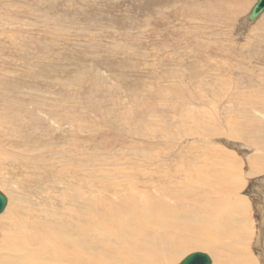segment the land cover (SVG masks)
Instances as JSON below:
<instances>
[{"label": "rangeland", "instance_id": "rangeland-1", "mask_svg": "<svg viewBox=\"0 0 264 264\" xmlns=\"http://www.w3.org/2000/svg\"><path fill=\"white\" fill-rule=\"evenodd\" d=\"M219 2L0 0V162L10 152L35 160L0 166V192L8 198L0 221L19 204L35 212L42 207L39 198L60 195L58 172L73 176L78 163L89 164L90 154L95 165L88 167L110 176V169H140L151 159L165 158L170 165L182 157L201 161L206 149L215 148L244 166L238 197L248 206L250 252L256 264H264V171L252 172V157L264 160V148L234 138L244 129L253 131L248 139L264 140L257 135L264 130V24L257 26L264 14L246 23L257 3L252 0L233 24L224 17L210 33L202 17L221 8ZM193 22L201 32H191ZM227 116L240 124L229 127ZM207 126L219 135L216 142L204 141ZM16 165L28 173H18ZM195 252L215 264L214 256L201 250L175 264Z\"/></svg>", "mask_w": 264, "mask_h": 264}, {"label": "bare ground", "instance_id": "bare-ground-1", "mask_svg": "<svg viewBox=\"0 0 264 264\" xmlns=\"http://www.w3.org/2000/svg\"><path fill=\"white\" fill-rule=\"evenodd\" d=\"M216 1H220L215 4L221 8L209 15L210 17H202V22L206 19L204 25L210 33L215 32L214 29L222 23L224 17H228L229 24H233L239 14L250 8L252 0ZM79 10L85 11L83 8ZM263 24L259 22L257 26ZM194 25L196 29L191 32H201L199 26L195 23ZM208 26L212 29H208ZM202 27L204 28L203 24ZM92 32H100V28L99 31L92 29ZM187 36L189 37V32ZM225 120L229 127L240 124V121H233L229 116ZM190 122L195 125L194 119ZM208 128L204 141L216 142L219 135L214 134V128ZM183 131L180 129L178 132ZM252 133L253 131H248L247 134L243 129V137L237 133L234 138L242 144H258L264 148V140L248 139L247 136L251 137ZM263 134L262 129L257 135ZM208 144L205 146L212 147V144ZM205 146L204 149L207 148ZM3 150L1 153L5 152ZM11 153H4L7 160L1 161L0 166L7 162L12 163V160H16L15 164L23 165L35 161L29 154L30 157H25L21 153ZM206 154L207 157L200 158L201 161L191 159V154V158L182 157L173 165L167 163L165 158L163 161L151 159L139 164L140 169L132 166L123 172L118 168L110 169V176H105L101 169L88 167L95 165L93 154H90L89 164L83 165L81 162L82 165H76L73 176L68 175L67 170L61 169L58 177L62 181L57 182L60 195L53 198L44 195L39 198L42 207L35 212L25 211L23 208L28 206L19 204L10 216L1 219L0 264H175L187 253L197 250L213 255L215 264H256L249 248L252 244V225L248 217V206L244 199L238 197L244 189L245 181L240 172V168L244 166L228 151L208 148ZM17 156L22 159L19 160ZM252 158L255 160L252 165L253 175L257 171H264L263 157ZM160 163H164L167 168L162 169ZM16 166L20 168L18 173H28L27 167L24 166V170L23 167ZM34 169L37 171L35 167ZM83 171L85 178L81 177ZM0 178L4 176L0 175ZM25 182L28 181L23 180L20 183L24 186ZM175 184L180 188L178 186L172 190ZM195 186L199 190L193 191ZM150 190L153 195H150ZM84 191L88 195H84ZM106 191L112 194L110 198L104 195ZM52 200L54 202L51 207Z\"/></svg>", "mask_w": 264, "mask_h": 264}, {"label": "water", "instance_id": "water-1", "mask_svg": "<svg viewBox=\"0 0 264 264\" xmlns=\"http://www.w3.org/2000/svg\"><path fill=\"white\" fill-rule=\"evenodd\" d=\"M264 14V0H258L247 17L248 24L255 22ZM8 204V198L0 192V215L3 214ZM182 264H212V260L204 253L195 252L187 256Z\"/></svg>", "mask_w": 264, "mask_h": 264}]
</instances>
